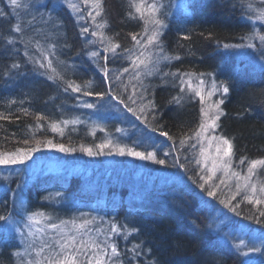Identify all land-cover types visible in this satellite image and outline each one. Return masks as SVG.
Segmentation results:
<instances>
[{
	"label": "trees",
	"instance_id": "16d2710c",
	"mask_svg": "<svg viewBox=\"0 0 264 264\" xmlns=\"http://www.w3.org/2000/svg\"><path fill=\"white\" fill-rule=\"evenodd\" d=\"M57 1L47 0L46 5L37 9L32 6L29 14L22 13L25 9L16 10L25 29L22 35L12 31L17 16L11 15L13 10L7 0H0V8L10 14L7 19L0 17V114L8 117L0 120V151L36 147L37 141L40 149H44L51 140L53 144H63L80 155L82 148L96 149L97 145L113 139L111 137L122 126L119 117L108 114L104 118V130L93 131L83 123H71L65 127L63 121H84L91 117L94 109L82 110L78 106L82 101L97 105L99 99L95 95L83 96L71 90L64 92L61 81L48 79L45 69L24 55L27 51L29 56H40L34 46L39 34L34 30L38 27L43 34L49 32L50 24L43 16L45 12L59 25L56 29L59 34L49 40L50 44L56 45L58 61L56 59L55 64L65 79L77 84L92 80L91 91L106 90L109 81L103 78L97 67L98 63L103 65L104 62L93 60L86 54L89 47L78 21L66 5ZM249 2L260 8L259 0H190L185 13L168 18L161 38L165 52L180 57L167 61L168 64L160 69L161 73L207 75L214 72L219 82L229 86L217 132L232 140L235 165L240 157L246 156L249 160L264 158V46L258 39L254 40L256 47L252 55L250 50L241 52L236 47H224V44H247L242 37L257 31L264 33L263 23L255 18L249 19V16H255L247 9ZM129 10V0H104L103 17L108 21L105 34L114 37L121 48L131 47L133 41L129 33H140L143 26L142 21L128 17ZM51 32L50 29L49 35ZM185 36L189 39H184ZM13 38L15 43L9 44L8 39ZM29 39L33 43L26 46L25 41ZM119 61L110 59L107 66L114 71ZM13 63L20 67L12 68ZM173 79L155 77L149 81L147 86L150 84L149 90L155 93L156 111L161 115L153 121L150 114L148 121L144 122L151 130L163 125V130L173 136L176 146L169 141L170 156L179 158L187 170L184 178L189 182L162 184L155 188L159 180L153 179V188H147L142 179L136 186L131 182L133 172L128 170L122 175L124 169L117 171L116 167H111L107 170V164L92 177L48 172L26 182L20 177L0 175V215H13L20 197L26 213L43 212L47 215L54 211L63 219L70 215L68 204L57 206L54 202L73 200L78 203L73 206L76 212H87L98 216L104 223L113 221L127 225L128 229L139 230L128 236L126 244L119 243L121 251L126 253L123 257L125 264H129L132 258L130 249L133 244H141L145 254L136 257L131 264H245L242 255L215 231L216 223L213 225L212 219L224 199L217 193L212 201L205 191L208 188L200 187V174L195 173L197 168L188 159L193 155L189 151L194 139L186 140L183 148L180 147L179 140L184 138L182 134L197 128L201 105L197 101L182 102L181 105L170 103L173 96L180 95ZM112 89L121 94L113 82ZM37 116L44 119L37 120ZM54 123L61 128L63 125L62 130L66 132L53 131L51 125ZM138 127L142 126L139 124ZM137 149L145 150L143 146ZM241 205L236 209L241 218L252 223L264 220L252 205L247 202ZM253 214L256 219L246 218ZM3 222L0 221V264H17L14 253L20 251L21 243L15 233L1 228ZM123 236L121 233L118 241Z\"/></svg>",
	"mask_w": 264,
	"mask_h": 264
},
{
	"label": "snow or ice",
	"instance_id": "6c2138e0",
	"mask_svg": "<svg viewBox=\"0 0 264 264\" xmlns=\"http://www.w3.org/2000/svg\"><path fill=\"white\" fill-rule=\"evenodd\" d=\"M67 6L71 8L77 14L82 12L79 4L74 3L73 0H65ZM8 5L12 8L11 15L17 16V22L12 26V31L23 35L25 29L22 26V22L18 18L16 10L26 9L29 7L24 0H7ZM81 3L90 6L91 10L87 12V16L91 18V23L94 26L92 29L89 27H81V33L93 37H97L98 40H87L86 44L94 45L96 43L104 44V52H108L111 55H101L99 51H88L86 54L94 59L103 61V65L97 64L100 71L103 73V78L107 79L106 90L104 91H91L93 86L92 80H86L83 84H77L73 80L65 79L61 71L54 66L52 57H55L56 45L49 44L45 48L41 43L36 40L34 46L40 53L39 57L29 56L25 51L24 55L28 56L29 61L38 64L40 68L45 69L48 74V79L53 81H61L64 85V92L71 90L73 93H80L83 96L95 95L98 99L103 100L105 96L110 97L112 100L122 105L127 112L131 113L137 119L148 121L149 115L151 119L156 121L158 116L161 115L156 111L157 103L155 100V93L151 92L149 88L144 84L142 78L148 76L160 74L162 77H172L179 81L180 95L173 96L170 103L181 105L187 96L188 99L197 97L200 107L201 119L197 128L192 130L188 134H182L184 138L179 140L180 147L187 141L195 139L196 143L190 146L195 148L197 144L199 148V159L195 160V163L202 165L200 171L204 173L200 177L203 183L200 184L201 188H204L205 184H208L217 176V173H222V176L217 177L219 184H211L210 189H205L209 197H215L217 190L223 185L228 188L231 193L230 197L226 200H221L222 204L229 207L231 211H236V205H233L231 201L236 200L239 196L241 199L238 203L247 202L250 205L257 206V212L259 217H264V158H256L249 160L248 157H240L238 160V166L234 168V151L233 142L231 139L223 136L216 135L215 130L219 127V121L221 116L224 115V110L221 105L224 104V99H213L217 93L227 94L230 91L229 86L221 82L217 84L215 79H210V87H206L209 84L208 80L201 79L204 73H174L164 72L161 73L159 65L164 61H171L172 59L179 60V56H169L164 49L161 41L163 35V29L166 27L165 20L162 16L166 13L162 12L164 4L161 0H129L128 17L134 20L142 21L143 26L140 33H129L133 44L131 47L121 48L119 43L114 41V37L106 36L104 33L105 27L108 25V21L103 17L104 13V0H81ZM261 4L264 5V0H261ZM32 6H35L34 4ZM247 9L249 12L255 13V16H249V19L255 18L259 21H264V7L257 8L253 3H247ZM0 17L10 18V14L3 8H0ZM97 17H101L98 21ZM43 18V17H41ZM79 19H83V16L78 15ZM35 19V17H33ZM52 17H49L51 20ZM47 22V21H46ZM7 39V38H6ZM184 39H189L185 36ZM248 41L247 44L229 45L224 44L225 48H255L256 44L254 40L258 39L262 46H264V33L253 32L246 37H242ZM9 44H14L15 39H8ZM33 40L29 39L25 41V44H32ZM67 46V45H65ZM120 49V51H117ZM264 58V56H262ZM115 62L117 59H123L130 62V67H123L113 71L108 65V61ZM58 61V57H57ZM12 68H19L20 65L13 63ZM50 70V72H49ZM111 73V75H110ZM125 74H128V84H124L121 79ZM210 78L211 73L207 74ZM195 80V86H194ZM112 81H120L119 87L123 88V92L129 93L124 96L123 93L116 94L112 89ZM132 81H136L137 84L133 85ZM131 85V91L129 92V86ZM137 85L141 91H137ZM190 92V96L188 95ZM79 99V97H77ZM139 101V103H137ZM14 102V101H13ZM78 106L84 108H95L96 104L82 101ZM27 114V110H24ZM8 119L4 114H0V120ZM44 119L42 116H37V120ZM78 121H63V124L77 123ZM53 131H62L57 124L51 125ZM159 130L160 136L166 137L167 140L173 141V147L176 146L174 138L168 131L163 130V125L153 127L152 131ZM117 131H123V129H117ZM28 141H25L27 144ZM111 141H105L96 146L94 152L92 148H82V151H86L88 155H101L103 149L108 147L111 155ZM47 146L56 148L61 152H70L74 149L66 148L63 144H53L51 140L47 141ZM40 150V142L37 141L36 147L30 148H17L12 152L0 151V165H15L22 164L26 160L31 158L34 152ZM115 153L120 156H133L141 160H151L156 164L163 165L166 163L164 159L157 157L156 151L144 152L137 151L135 148H129L127 146H115ZM165 156L169 155V152L163 153ZM183 167V165H181ZM235 181L233 184L232 182ZM239 215V213H237ZM256 219V215L251 217ZM45 220H51V217L45 216L43 212H33L27 217V223L23 225L24 229H27L25 233L23 229L20 230L21 243L24 245L23 251H16L15 257L18 258L17 264H125L124 256L126 253L122 252L118 246V243L114 239L115 236H119L124 233V240L128 239L133 232H138L136 228L128 229L127 225H118L111 223L107 233L103 230L97 229L96 235H92V229L88 226L93 224V219H83L82 222L77 223L72 221H60L59 224L51 223L46 224L45 227H41L34 230V225L40 224ZM0 221L10 222V215H0ZM257 223H264V220H257ZM71 225L69 228L68 225ZM45 228L55 230L58 234V238H52L51 240L44 239ZM37 233L40 243L36 244ZM103 236V240L99 239ZM241 244H244L241 241ZM252 251H259L260 249L252 247ZM132 255L129 264L145 252L141 244H133L130 249ZM148 252L151 249L147 250ZM247 255V253H245ZM31 257V258H29ZM138 264V262H137Z\"/></svg>",
	"mask_w": 264,
	"mask_h": 264
},
{
	"label": "rangeland",
	"instance_id": "374dc122",
	"mask_svg": "<svg viewBox=\"0 0 264 264\" xmlns=\"http://www.w3.org/2000/svg\"><path fill=\"white\" fill-rule=\"evenodd\" d=\"M61 4H64L67 6V3L65 0H59ZM190 0H161V2L164 4V8L162 9V12L166 13L165 16H162L161 18L165 20V24L167 25L168 18H170L173 15H178L181 13H185L188 9V2ZM261 2V0H259ZM24 2L29 7L26 8L22 13L23 14H29V11L31 10L30 7L32 5H35L34 9H37L38 6H44L46 5L47 0H24ZM55 2H58L55 0ZM74 3H77L80 5L82 12L80 14H77L74 12L71 8H69L70 12L73 14V16L78 21L80 27H89L92 29L94 26L91 23V18L87 16V12L91 10L90 6H86L81 3V0H73ZM260 7L262 4L259 5ZM264 7V6H263ZM47 13H43V16H45V21H47L50 24L51 33L49 35V32L46 34H43L42 29L36 27L35 32L39 34L38 41L43 45L45 48L48 47V45L51 43L49 38H53L54 34H59L57 31L59 28L58 22L54 18L49 20L50 15H46ZM78 15L83 16V19H79ZM31 19V18H30ZM101 17H97V20L99 21ZM264 24V21H260ZM38 25V23H36ZM57 29V30H56ZM165 29V28H164ZM163 29V31H164ZM104 31V30H103ZM105 33V31H104ZM48 36H45L47 35ZM106 35V34H105ZM86 41L87 40H98L97 37H93L90 34L85 35ZM162 38V36H161ZM88 45V44H87ZM89 51H99L101 55H108L111 54L108 52H104V44L102 43H96L94 45H88ZM253 49V48H252ZM250 50V48L245 49ZM118 51V50H117ZM39 52V51H38ZM247 53V52H245ZM244 53V54H245ZM54 66L56 67L55 62L56 56L52 57ZM94 60V59H93ZM119 64L117 65V69H122L123 67H130V62L123 59H118ZM168 64L167 61L162 62L159 67L160 69L164 68ZM59 67V66H58ZM58 69V68H57ZM114 70V71H115ZM111 75V74H110ZM164 78L160 74L148 76L146 78H142L144 84L147 86L149 81H151L153 78ZM124 84H128V74H125L122 78ZM201 79L208 80L209 84L206 85V87H210V79H215L216 83L219 85L221 82H219L215 77L211 76V78L207 75L202 76ZM116 88H120L118 90L120 93H123L124 96H127L129 93L123 92V88L119 87L120 81H112ZM173 83L178 86L179 81L173 79ZM133 85H136V81H132ZM150 85V84H149ZM148 85V86H149ZM147 86V87H148ZM194 86H195V80H194ZM179 88V87H178ZM142 89L139 88L137 85V91H141ZM131 91V85L129 86V92ZM181 94V93H180ZM188 95L190 96V92H188ZM227 94L221 95V93H217L213 99H224ZM197 101L199 102L197 97H192L191 99H188L186 96L183 102H192ZM116 104H118L117 101L113 100ZM139 103V101L137 102ZM119 105V104H118ZM122 106V105H120ZM123 107V106H122ZM222 107V105H221ZM91 113V117L81 121H78L77 123H83L88 125L93 131L98 130H104V122L106 116L108 114H112L114 116H117L120 118V123L122 124L121 127L118 129H123V131H117L116 135H113L110 139L111 141V150L112 154H107L109 152V148H104L103 153L101 155H88L86 151L81 150V154L79 155L76 150L70 151V152H61L56 148H52L49 146H45L44 149H40L37 152H34L31 155V158L26 160L22 164H15V165H0V175L2 176H14V177H20L23 180L29 181L39 174H45L48 172H55L57 174H67V175H73V174H82L84 177H92L93 175L97 174L96 172L100 170V167H105L107 164L108 167H105L107 170H109L111 167H116L115 170H123L124 172L122 175H125L127 171L133 172L131 175V182L134 183L136 186H139L141 180H145L147 183V188L151 187L153 185V179H158L159 183L158 185H155V188H158L162 184H182L185 182V173H187V170L181 166L179 158H172L169 154L165 156L164 152L170 153V148L166 143V139L163 136H160L159 133L152 131L148 125L145 124L143 120L137 119L134 117L131 113L127 112V110H121L119 107L115 106V104L112 102H109L108 99L104 100H98L97 105ZM130 121H134L135 125L133 129L140 130L142 127H144L143 131H139L138 135L136 137H132L130 139V133H133L131 130V125L129 123ZM219 123V122H218ZM68 124H64L66 127ZM137 124H140L142 127H138ZM126 125V126H125ZM64 126L62 125V128L64 129ZM70 126V125H69ZM61 128V127H59ZM61 128V129H62ZM74 128V127H72ZM66 129V128H65ZM131 129V130H130ZM218 128L215 130V134L219 135L217 132ZM146 131V133L144 132ZM60 134H64L66 132L65 130L58 131ZM161 138V139H160ZM196 143L195 139L193 144ZM127 146L129 148H135L137 151H144V152H151L156 151L157 157L159 159H164L166 161L165 164L160 165L156 164L155 162L151 160H141L139 158L133 157V156H120L115 153V146ZM138 146H143L145 150L137 149ZM66 148H69L65 146ZM190 153L193 155L189 156V163H192V166L197 168V172H195L199 176H203L204 173L200 171L202 165H198L195 163V160L199 159V148L200 145L197 144L195 148L191 147ZM71 149V148H70ZM86 149V148H85ZM97 149H93L95 152ZM160 155V157H159ZM176 155V154H175ZM177 156V155H176ZM234 160V159H233ZM234 168L242 167L233 164ZM119 168V169H118ZM222 176V173L218 172L217 176L213 178L212 181H210L208 184H205L204 187H207L210 189L211 184H219V179L217 177ZM199 177V178H200ZM201 180V179H200ZM201 183H203V180H201ZM233 184L235 181L232 182ZM154 186V185H153ZM153 188V187H151ZM163 188V187H161ZM160 188V189H161ZM156 190V189H155ZM217 193L220 194L224 200L228 199L231 195L228 188H225L223 185L220 186V188L217 190ZM240 197L238 196L236 200L231 201L233 205H236V209L243 203H238L240 201ZM18 205L16 207V211H14L13 215H11V221L10 222H3L1 225V228L6 229L7 231H11L15 233L18 237V240L21 243V236H20V230L23 229V231L26 233L27 229L23 228V225L27 223V217L28 213L25 212L22 200L20 197L17 198ZM222 204V203H221ZM253 209L257 211V206L252 205ZM54 212V211H53ZM52 214H45L47 217H51V220H45L40 224L34 225V230L45 227L46 224L51 223H57L59 224L60 221H72L75 220L77 223H80L83 221V219H93L95 218L93 224L89 225L88 227L92 229V235H96V230L101 229L104 233L108 232V229L110 227L111 223L116 222H109L107 221L104 223V220H100L98 216L90 215L87 212H76L73 210H70V215L65 218H60L58 216V212H54ZM258 214V212H257ZM258 216V215H257ZM213 225L216 223L215 231L220 235L222 240L231 246H233L243 257L245 264H264V224L261 223H252L250 220L244 221L243 218L237 215V212H233L230 210L229 207L225 206V204L220 205V208L217 209L215 212V216L212 219ZM117 224V223H116ZM68 227L70 228L71 225L69 224ZM41 234L37 233L36 237V244L39 245L40 240L39 236ZM45 240H51L52 238H58L59 234L50 228H45V232L43 234ZM99 239L103 240V236L101 235ZM114 239L118 243L126 244L127 240H124V238L120 241L118 236H115ZM241 241L244 242V244H241ZM255 247L260 249L259 251H252L251 248ZM24 245L21 243V249L20 251H23ZM247 253V255H245ZM31 258V257H29Z\"/></svg>",
	"mask_w": 264,
	"mask_h": 264
},
{
	"label": "bare ground",
	"instance_id": "6f19581e",
	"mask_svg": "<svg viewBox=\"0 0 264 264\" xmlns=\"http://www.w3.org/2000/svg\"><path fill=\"white\" fill-rule=\"evenodd\" d=\"M238 45H240V44H238ZM238 49H240L239 51L242 52L243 49H248V48H247V47H243V48H238ZM252 53H253V49L250 48V54L252 55ZM211 74H212L213 77H215V78L219 81L218 76H217V73L211 72ZM106 99H108L109 102H112V104L114 103L115 106L119 107L122 111L125 110L124 107H122V106L116 104L115 102H113V100H112L110 97H108V98H106ZM80 108H81L82 110L85 109L84 107H80ZM129 123L132 124V125L130 126L131 129H132V130H131V129H130V130L133 132V133H130V137H131L130 139H132V137H136V136L138 135V132H139V131H143V130H141V129H140V130H138V129H133V127L136 126V125H135V122H134L133 120H132V121L129 120ZM138 125H139V124H137V126H138ZM125 126H126V125H125ZM144 132L146 133V131H144ZM157 133H159V132H157ZM160 139H161V138H160ZM165 139H166V143H167V145L169 146V140H167L166 137H165ZM169 147H170V146H169ZM174 152L176 153V151H174ZM185 181L189 182L190 180H188V179L185 178ZM207 197H208V199H210V200H212V201L214 200L213 197H209V196H207ZM215 202H217V201H215ZM66 203L68 204V205H67V206H68L67 210H69V211H70V210H73V206H75L76 204H78L77 202H74L73 200H72V201H71V200H70V201H69V200H65V201L63 200V201H55V202H54V204L57 205V206H59V205H63V206H65ZM218 204H220V203H218ZM220 205H222V204H220ZM244 221H248V219H245V218H244Z\"/></svg>",
	"mask_w": 264,
	"mask_h": 264
}]
</instances>
